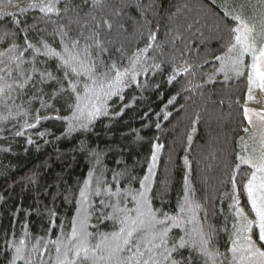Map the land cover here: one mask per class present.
Segmentation results:
<instances>
[{"label":"snow or ice","instance_id":"1","mask_svg":"<svg viewBox=\"0 0 264 264\" xmlns=\"http://www.w3.org/2000/svg\"><path fill=\"white\" fill-rule=\"evenodd\" d=\"M100 3L101 0H93L94 7ZM218 8L227 32V38H221L219 54L209 53L211 59L197 65L187 59L176 63V57L168 61L171 67L166 77L168 84L181 76L191 75L193 79H187L156 115L168 120L171 112L167 108L177 96L202 87V83L194 80L195 71L209 63L213 68L206 74L208 80L217 73H223L226 80L233 76L246 77L247 92L242 106L246 126L241 125L245 135L238 137L227 174L231 189L223 194L231 202L227 214L223 207L213 210V216L219 214L224 218L221 227L217 229L208 223V210L196 199L187 154L183 157L186 171L182 195H178L175 209L165 211L163 200L160 208L154 206L156 168L164 145L153 142L143 176H134L128 169L112 170L109 180L107 168L97 174L93 166L79 186L70 221L61 220L57 224L58 214L48 209L45 235L35 237L30 249L24 238L15 242V233L13 239L6 237L5 250L11 252L8 264H17V261L35 264L37 258L40 264H45V255L47 264H264V0H244L239 4L222 0ZM30 10H37L53 26L48 33L52 43L44 36L29 38L35 24L21 27L24 22L20 17ZM65 11L66 0H0V24L7 21L0 30V45L12 38L6 47H0V123L16 121L12 129L14 136H22L25 130L49 119L65 121V135L87 131L98 118L109 116L113 98L123 101L126 89L135 86L142 91L149 86L150 79L164 72L165 62L150 55V50L158 47L154 31L149 32L144 47H137L127 55L117 49L122 54L114 58L100 33L101 26L111 30L110 21H97L89 35L80 31L73 36L67 25L58 22ZM20 34L23 43L17 42ZM49 62H54V68ZM142 75L143 83L138 79ZM46 87L51 90L46 91ZM36 102L40 107L33 113L31 106ZM57 103L68 115H61ZM48 110L52 114L41 115V111ZM123 110L115 115H121ZM198 120L197 114L187 135L186 153ZM160 127L158 121L156 128ZM133 131L139 140L138 131ZM45 134L38 133L41 137ZM27 143L34 141L28 137ZM92 155L96 157V164H100L102 153L93 149ZM245 168L247 172L240 183L247 206L241 204V187H238V177ZM123 180L127 183L122 187ZM137 181L139 187H133ZM168 183L163 182L165 191ZM101 226L108 230H101ZM22 227L24 237L29 236L27 224ZM55 229L59 231L53 237ZM218 232L228 237L223 251L216 243Z\"/></svg>","mask_w":264,"mask_h":264},{"label":"trees","instance_id":"2","mask_svg":"<svg viewBox=\"0 0 264 264\" xmlns=\"http://www.w3.org/2000/svg\"><path fill=\"white\" fill-rule=\"evenodd\" d=\"M241 2L244 0H230L235 4ZM221 3L222 0H215V3L213 0H101L94 7L93 0H66L67 11L58 22L67 25L73 36L80 31L89 35L97 21L107 19L111 22V30L101 26L100 33L114 58H119L122 53L130 54L137 47H144L149 32L154 31L158 47L150 50V55L165 62L164 72L150 79L149 86L142 91L135 86L126 89L123 101L118 97L113 98L109 116L98 118L87 131L77 130L65 135L67 123L49 119L42 120L33 129L25 130L22 136H14L12 129L16 121L0 123V128L4 129L0 132V149H9L0 150V264H8L11 257V252L5 250L6 237L13 239L12 234L15 233V242L24 238L30 249L35 237L45 235L48 209L58 214L57 224L61 220L70 221L79 186L93 166L97 174L107 168L106 177L109 180L112 170L128 169L134 176H143L153 142L164 145L156 168L154 206L160 208V201L163 200L165 211L175 209L177 197L182 195L186 171L183 157L187 154L196 199L207 208L208 223L217 229L221 227L224 218L219 214L213 216V210L223 207L227 214L231 202L223 194L230 192L227 174L234 160L233 153L237 150L238 137L245 135L241 125L246 126L242 117L247 92L246 77L233 76L226 80L223 73H217L212 80H208L206 74L213 68V64L209 63L195 71L194 80L202 83V87L177 96L176 101L167 108L171 112L168 120H164L163 115H156L168 99L181 90L187 79H193L191 75L181 76L168 84L166 77L171 70L168 61L176 57V63L187 59L189 63L197 65L205 59L210 60L209 53L219 54L221 38H227L221 20L223 14L218 8ZM61 7L64 8L65 4L62 3ZM20 19L24 22L21 27L36 25L29 32L30 39L44 36L52 43L48 33L53 26L41 18L37 10H30ZM84 21L88 22L87 25ZM6 24L7 21L0 24V30ZM8 27L12 28L11 25ZM40 29L46 31L41 32ZM11 42L12 38H9L0 47H6ZM17 42L23 43L22 34ZM117 49H121L122 53ZM49 63L54 68V62ZM216 66H219L218 62ZM138 79L143 83L144 76ZM155 84L160 87L154 88ZM45 90L51 89L46 87ZM24 106L28 107L27 104ZM31 107L34 113L40 105L36 102ZM56 107L61 108V115H68L60 103ZM121 108L124 109L122 114L115 115ZM50 114L51 110L41 111V115ZM197 114V130L186 153L185 149L189 147L187 135ZM158 121L161 123L160 129L156 128ZM16 130H19L18 126ZM133 130L138 131L139 140ZM40 132L46 134L41 137L38 135ZM28 137L34 143L28 144ZM93 149L102 153L100 164H96ZM246 172L247 169H243L238 177V187H241L240 182ZM165 180L169 182L166 191L163 187ZM126 183L127 180L121 181V186ZM133 187H139L138 181L133 183ZM241 204L247 206L242 187ZM24 224L28 226L27 237H24ZM101 230L108 229L101 226ZM58 231H53V237ZM227 238V234L218 232L216 243L221 251ZM47 261L48 256L45 255V264ZM17 264H23V261H17ZM35 264H40L39 258Z\"/></svg>","mask_w":264,"mask_h":264}]
</instances>
